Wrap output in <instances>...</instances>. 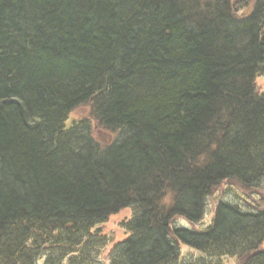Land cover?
I'll return each instance as SVG.
<instances>
[{
    "label": "trees",
    "instance_id": "1",
    "mask_svg": "<svg viewBox=\"0 0 264 264\" xmlns=\"http://www.w3.org/2000/svg\"><path fill=\"white\" fill-rule=\"evenodd\" d=\"M0 0V264H264V208L206 197L264 177V0ZM90 101L111 133L68 121Z\"/></svg>",
    "mask_w": 264,
    "mask_h": 264
},
{
    "label": "rangeland",
    "instance_id": "2",
    "mask_svg": "<svg viewBox=\"0 0 264 264\" xmlns=\"http://www.w3.org/2000/svg\"><path fill=\"white\" fill-rule=\"evenodd\" d=\"M256 0H233L234 7H236V15H246L251 10ZM255 91L264 93V73L258 74L254 78ZM91 102L88 101L76 107L71 113L68 121H76L79 119L88 120L90 123L91 134L93 139L101 146L110 143L112 135L110 132L101 128L100 125L94 121L90 115ZM219 201H227L240 205L246 210H255L264 208V177L253 187H242L236 181L227 179L223 180L214 186L206 197V205L204 214L200 221L197 223H189L183 218H176L174 225H181L187 228L204 229L211 223L215 205ZM131 209L124 208L118 212L108 216L102 223L97 224L92 228V232L104 234L107 246L102 249L98 256L97 264H110L108 260V252L112 244L116 241L123 239L127 232L122 227V223L131 216ZM179 255L181 261H193L199 259H206L210 264H240L238 258L234 256H222L219 258H208L200 251L192 249L186 245L178 243ZM38 264H42L39 261Z\"/></svg>",
    "mask_w": 264,
    "mask_h": 264
}]
</instances>
